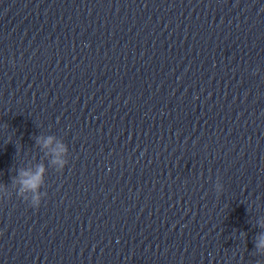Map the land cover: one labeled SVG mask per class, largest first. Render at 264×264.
<instances>
[{
    "label": "clouds",
    "instance_id": "1",
    "mask_svg": "<svg viewBox=\"0 0 264 264\" xmlns=\"http://www.w3.org/2000/svg\"><path fill=\"white\" fill-rule=\"evenodd\" d=\"M41 141L43 147L47 148L53 144L54 137L49 136L47 138H38V142ZM66 151V146L63 143H58L53 149V153L56 157V159L53 160V163L59 164L61 167H63L66 161L60 159V155L62 153H65ZM43 173L44 167L40 165L38 166L37 171L35 173H32L31 171L21 170L19 174V184L21 185V187L19 188L16 195L24 199L25 193L30 191L32 193V197L29 204L33 208H39L41 205L42 198L39 189L43 184ZM13 182L15 183L16 181L14 180ZM261 227H264V225H261ZM255 250L258 253L264 255V233H261L259 236H257L255 242Z\"/></svg>",
    "mask_w": 264,
    "mask_h": 264
}]
</instances>
